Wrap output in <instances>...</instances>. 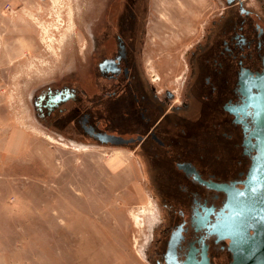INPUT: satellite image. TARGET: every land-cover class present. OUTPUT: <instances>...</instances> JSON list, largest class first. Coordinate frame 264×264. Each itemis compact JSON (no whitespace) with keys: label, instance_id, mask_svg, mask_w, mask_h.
<instances>
[{"label":"flooded vegetation","instance_id":"flooded-vegetation-1","mask_svg":"<svg viewBox=\"0 0 264 264\" xmlns=\"http://www.w3.org/2000/svg\"><path fill=\"white\" fill-rule=\"evenodd\" d=\"M207 2L182 73L166 81L146 52L154 0H80L70 68L31 95L54 135L137 153L156 201L152 264H232L216 229L264 164V0Z\"/></svg>","mask_w":264,"mask_h":264},{"label":"rangeland","instance_id":"rangeland-1","mask_svg":"<svg viewBox=\"0 0 264 264\" xmlns=\"http://www.w3.org/2000/svg\"><path fill=\"white\" fill-rule=\"evenodd\" d=\"M79 6L0 0V264H152L156 201L137 153L68 141L32 111L33 91L75 58ZM209 7L154 0L146 52L166 81L182 73Z\"/></svg>","mask_w":264,"mask_h":264},{"label":"water","instance_id":"water-1","mask_svg":"<svg viewBox=\"0 0 264 264\" xmlns=\"http://www.w3.org/2000/svg\"><path fill=\"white\" fill-rule=\"evenodd\" d=\"M251 229L253 233H251ZM217 232L231 239L232 264H264V164L256 161L244 189H237L229 201V212ZM260 249L257 256L256 250ZM247 259H249L247 261ZM204 264H211L206 260Z\"/></svg>","mask_w":264,"mask_h":264}]
</instances>
